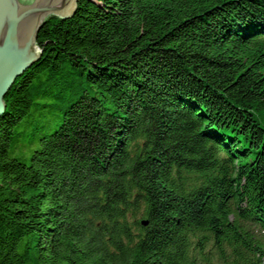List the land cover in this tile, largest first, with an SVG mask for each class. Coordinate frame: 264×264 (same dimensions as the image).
<instances>
[{
  "label": "trees",
  "instance_id": "16d2710c",
  "mask_svg": "<svg viewBox=\"0 0 264 264\" xmlns=\"http://www.w3.org/2000/svg\"><path fill=\"white\" fill-rule=\"evenodd\" d=\"M36 44L0 117V264H264V0H76Z\"/></svg>",
  "mask_w": 264,
  "mask_h": 264
},
{
  "label": "water",
  "instance_id": "95a60500",
  "mask_svg": "<svg viewBox=\"0 0 264 264\" xmlns=\"http://www.w3.org/2000/svg\"><path fill=\"white\" fill-rule=\"evenodd\" d=\"M75 7L76 0H0V117L7 91L41 55L36 37L45 19L67 18Z\"/></svg>",
  "mask_w": 264,
  "mask_h": 264
},
{
  "label": "rangeland",
  "instance_id": "374dc122",
  "mask_svg": "<svg viewBox=\"0 0 264 264\" xmlns=\"http://www.w3.org/2000/svg\"><path fill=\"white\" fill-rule=\"evenodd\" d=\"M255 118L264 127V112L255 113Z\"/></svg>",
  "mask_w": 264,
  "mask_h": 264
},
{
  "label": "flooded vegetation",
  "instance_id": "af4514ba",
  "mask_svg": "<svg viewBox=\"0 0 264 264\" xmlns=\"http://www.w3.org/2000/svg\"><path fill=\"white\" fill-rule=\"evenodd\" d=\"M23 1L27 2V1H30V0H23Z\"/></svg>",
  "mask_w": 264,
  "mask_h": 264
}]
</instances>
